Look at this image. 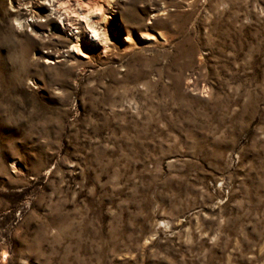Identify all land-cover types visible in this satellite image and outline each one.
Instances as JSON below:
<instances>
[{
	"label": "rangeland",
	"instance_id": "obj_1",
	"mask_svg": "<svg viewBox=\"0 0 264 264\" xmlns=\"http://www.w3.org/2000/svg\"><path fill=\"white\" fill-rule=\"evenodd\" d=\"M39 1L0 0V264H264V0H65L98 44Z\"/></svg>",
	"mask_w": 264,
	"mask_h": 264
},
{
	"label": "bare ground",
	"instance_id": "obj_2",
	"mask_svg": "<svg viewBox=\"0 0 264 264\" xmlns=\"http://www.w3.org/2000/svg\"><path fill=\"white\" fill-rule=\"evenodd\" d=\"M49 1L50 0L47 1L48 6L50 8V9H48L49 13L47 15L49 18H51L52 16H55L58 19L59 24L62 25L60 27L65 28V26H66V28H68L70 30L75 29V27H74L75 25L82 24L81 29H83L84 31H86L87 33L90 34V38H91L90 43L91 44H98V42L100 41L99 33L92 25H90L88 18H86L84 16H79L78 13H75V12H73L74 15L69 16V13H67L66 8L63 7V5L65 4V0L51 1V4L49 3ZM45 2H46V0H41L39 2H35L34 8L37 10H40L42 8V5L45 4ZM67 10H69V7H67ZM55 31L60 32L61 28L58 30V28L55 27ZM74 37H75V44L73 45L72 52L76 56L86 58L87 57L86 53L82 50V47H81L80 41H81L82 37H81L80 33L78 31H76L74 34Z\"/></svg>",
	"mask_w": 264,
	"mask_h": 264
}]
</instances>
